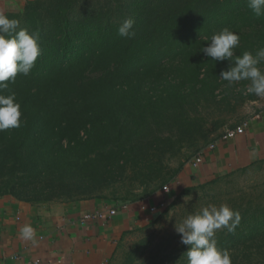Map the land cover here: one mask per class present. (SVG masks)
<instances>
[{"label":"trees","instance_id":"1","mask_svg":"<svg viewBox=\"0 0 264 264\" xmlns=\"http://www.w3.org/2000/svg\"><path fill=\"white\" fill-rule=\"evenodd\" d=\"M0 14L41 37L30 74L5 90L22 115L20 127L0 132V196L77 202L125 180L127 189L152 187V195L172 181L170 159L199 153L219 136L210 139L224 114L256 101L244 95L248 81L228 86L219 78L228 61L202 52L224 28L240 37L235 56L264 47V16L247 0H29L21 12ZM129 18L132 39L117 34ZM232 210L240 223L233 233L216 232L218 249L238 250L242 264H264V197ZM153 242L151 234L142 238L121 264H187V246Z\"/></svg>","mask_w":264,"mask_h":264},{"label":"crops","instance_id":"2","mask_svg":"<svg viewBox=\"0 0 264 264\" xmlns=\"http://www.w3.org/2000/svg\"><path fill=\"white\" fill-rule=\"evenodd\" d=\"M27 1L0 0V12H21ZM255 112L244 118L243 134L217 143L212 140L201 150L202 162L197 167L187 161L167 184V193L160 189L147 199L124 203V209L99 199L32 204L0 196V264H108L127 236L153 223L164 209L156 214L150 208L161 202L168 206L184 189L264 161V116L255 119ZM211 143H215L212 149ZM113 208L116 214L109 217L107 212ZM94 212L105 216L82 222L84 214ZM25 224L36 229V245L20 238L19 230Z\"/></svg>","mask_w":264,"mask_h":264},{"label":"clouds","instance_id":"3","mask_svg":"<svg viewBox=\"0 0 264 264\" xmlns=\"http://www.w3.org/2000/svg\"><path fill=\"white\" fill-rule=\"evenodd\" d=\"M247 6L252 13L264 16V0H247ZM134 20L126 19L118 27L120 37L132 39L135 36ZM202 48L205 56L215 62L228 61L229 67L221 71L219 78L228 86L248 81L245 95L264 97V71L259 67L264 63V47L259 48L255 55L245 51L241 56L234 55V49L239 46L240 37L228 28L214 34ZM40 34L20 28V21L0 14V132L21 125L20 104L16 102L15 93L5 94L10 83H15L18 74L27 76L35 66L41 54ZM184 201L192 197L185 196ZM240 214L226 204L209 205L200 213L188 215L174 230L180 236V243L187 246L183 254L187 264H232L227 250L217 247L216 232L226 229L233 233L240 223ZM19 236L33 245L38 243L36 229L31 224H25L19 230Z\"/></svg>","mask_w":264,"mask_h":264},{"label":"rangeland","instance_id":"4","mask_svg":"<svg viewBox=\"0 0 264 264\" xmlns=\"http://www.w3.org/2000/svg\"><path fill=\"white\" fill-rule=\"evenodd\" d=\"M245 95V94H244ZM229 106L233 107L235 103L232 98L229 101ZM264 107V97H257L256 101H247L242 106L236 109V112H231L229 114H224V124L220 126L219 129L213 131L210 134V139L215 138L218 134L222 133L226 128L233 125H237L248 116V114L258 111ZM231 109V108H229ZM256 113V112H255ZM209 128L212 124L209 122ZM218 137V136H217ZM214 140V139H212ZM210 143V142H209ZM184 156L181 158H172L168 161L169 174L166 176L169 179L172 176L171 180H174L177 176V169L182 168V166L188 161L192 160L195 157L196 153L193 150H184ZM181 170V169H180ZM128 181L125 180L121 183H117L111 188L101 192L99 197H94L93 199L99 200H108L111 202L122 205L123 203H128L134 198H141L139 200L133 201L138 202L144 199H147L155 194L160 189L153 191L152 195L149 192L153 189L150 187V191H145L144 187L137 188V186L129 187L128 189H134L132 195H128ZM169 183V182H168ZM165 184V183H164ZM167 184V182H166ZM148 195L147 197H145ZM191 196V200L184 201L185 196ZM264 197V161L255 163L254 165L230 173L220 178H217L208 183L202 184L201 186L194 187L193 190L188 193H181L175 200H173L168 206L164 209L167 210V213L164 217L157 223L147 225L139 229L136 233L127 236L117 248V251L112 256L115 264H121L123 262V253L129 250L130 247L134 246L142 238L151 234L154 237V243L161 242L163 240H176L177 243L180 242V236L174 230V225H179L188 215L197 214L201 211L202 208L209 205H215L219 207L220 205L226 204L231 209L234 207L242 206L249 203L259 202ZM127 198V199H125ZM91 199V200H93ZM48 202V203H54ZM61 202V201H57ZM45 204V203H44ZM238 250L232 249L229 254L231 256L232 264H242L240 258L236 259L238 255ZM113 263V264H114ZM140 262V264H146ZM253 264V263H252ZM255 264V263H254Z\"/></svg>","mask_w":264,"mask_h":264},{"label":"built area","instance_id":"5","mask_svg":"<svg viewBox=\"0 0 264 264\" xmlns=\"http://www.w3.org/2000/svg\"><path fill=\"white\" fill-rule=\"evenodd\" d=\"M262 116H264V107L262 109H260L258 112L253 114V118H255V119L262 117ZM246 126H247V121H242L233 128H226L222 133L219 134L218 137L215 138V142L217 143L220 141H226V140L235 138L238 135L243 134L245 132ZM214 146H215V143H211V145H209V147L211 149ZM201 162H202V151L197 153L195 155V157H193V159L190 160V164L193 167H197ZM161 189H162V191H164L166 193L169 191L168 185H164ZM126 207L127 206L124 203L122 205H119V208H121V209H124ZM165 207H166L165 203L161 202L159 204V206L150 208V211L157 214L159 209H163ZM116 211H117V208H113V209H110L107 212V214L109 217H112L116 214ZM104 216H105V214L102 212L86 213L82 216V222L84 223V222L90 221L92 219L103 218Z\"/></svg>","mask_w":264,"mask_h":264}]
</instances>
